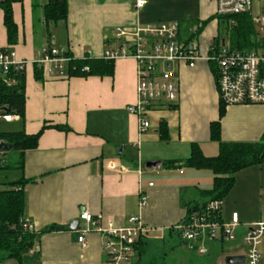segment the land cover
<instances>
[{
  "label": "crops",
  "instance_id": "obj_1",
  "mask_svg": "<svg viewBox=\"0 0 264 264\" xmlns=\"http://www.w3.org/2000/svg\"><path fill=\"white\" fill-rule=\"evenodd\" d=\"M43 1L22 0L13 5L18 34L15 45L8 43L0 10V47L13 49L16 60L25 62L26 96L24 117L0 120L14 126L12 131L2 132L36 135L47 128L37 148L26 152L23 164L18 158L11 165L15 174L5 182L26 181L24 218L34 232H45L31 254H40L39 264H104L100 234L91 230L86 244L78 242L80 231L91 228L79 219L87 210L95 217L103 216V225L111 222L118 228L128 226L130 217L140 216L150 229L144 240L149 235L168 239L166 243H172L173 249L185 246L190 252L208 256L210 264H227L228 257L246 258L247 232L264 222V164L239 172L235 187L219 206L223 224L230 223L233 214L239 217L234 240H207L203 243L206 253L199 254L181 239L167 236L170 228L184 221L183 205L199 201V192L213 187L214 175L208 170H168L163 166L188 159L192 144H198L206 157L219 154V144L210 139V125L219 118L220 99L209 64L174 66L178 101L173 107L149 112L151 127L142 134L138 118L128 112V106L136 102L134 59L114 61L111 77H68L52 65L38 64L40 51L49 46L66 50L75 59H102L106 50L122 45L115 38L116 29L133 30L156 23L176 22L182 38L188 39L196 33V24L207 22L192 39L205 52L217 37L211 28L218 23L212 19L216 1L146 0V5L136 10L135 0H67V22L49 26L42 18ZM36 66L41 70L39 80ZM161 121L168 126L167 141L160 139ZM263 136V105L227 107L221 120L223 142L253 143ZM155 162H161V167H146ZM141 192L148 197V205L142 209ZM76 220L79 225L72 231L69 225ZM61 226L68 229H56ZM52 227L54 231L49 230ZM259 251L264 264V237Z\"/></svg>",
  "mask_w": 264,
  "mask_h": 264
},
{
  "label": "built area",
  "instance_id": "obj_2",
  "mask_svg": "<svg viewBox=\"0 0 264 264\" xmlns=\"http://www.w3.org/2000/svg\"><path fill=\"white\" fill-rule=\"evenodd\" d=\"M216 16L229 17L251 14L256 2L260 5L264 0H215ZM146 0H135L134 8L142 9ZM1 13V11H0ZM259 21V20H258ZM264 27V18L260 21ZM115 38L121 42L118 48L106 50L107 60L132 58L136 62V102L128 106V112L138 118L139 132L145 133L151 123L147 115L160 107H173L179 98V86L174 66L184 64L194 68L198 62L215 64L216 86L220 101L230 106H264V37L258 40V48L252 51H234L221 42L216 45L210 43L204 52L199 45L186 38H182L179 24L156 23L146 27H136L133 30L118 28ZM41 66L52 65L54 70L64 75L70 56L66 50L52 46L44 47L40 51ZM25 62L16 60L13 49L0 47V76L8 86L17 84L13 77L23 74ZM88 70L87 68L85 69ZM52 71V70H51ZM53 73V71H52ZM19 116L0 113V120L12 122ZM0 145H4L0 141ZM152 186V184H150ZM148 205V197L141 192L139 207ZM79 219L91 228L80 231L78 242L86 244V235L91 230L101 235V248L105 257L104 264H133L135 259V245L141 237L145 238L150 229L145 226L140 216L128 219V226L118 228L109 222L103 225V216H93L85 210ZM239 225L237 214L232 215L230 223L218 224L205 214H195L184 220L174 229L180 233V239L192 251L205 254L203 243L207 240L224 238L234 240L235 230ZM23 228L34 232L33 226L26 222ZM247 232L246 264H261L259 247L264 237V222L254 224Z\"/></svg>",
  "mask_w": 264,
  "mask_h": 264
},
{
  "label": "trees",
  "instance_id": "obj_3",
  "mask_svg": "<svg viewBox=\"0 0 264 264\" xmlns=\"http://www.w3.org/2000/svg\"><path fill=\"white\" fill-rule=\"evenodd\" d=\"M22 0H0V10L3 12V23L7 30L8 43L15 45L18 41L17 26L13 20L12 7ZM42 18L46 26L51 24L66 23L68 19L67 0H44L41 4ZM219 24L227 22L229 24V38L234 51H252L258 48V36L254 28L251 14L218 17L213 16ZM196 24L197 31L188 40H192L202 32L206 25ZM180 26V24H179ZM216 45L222 42L217 36L213 41ZM70 62L65 73L68 77H111L114 74L115 62L113 60L93 59L88 56L75 59L71 54ZM212 74L216 80L215 64H210ZM88 69L87 71L85 69ZM35 76L41 78V70L35 67ZM13 77L17 84L8 86L5 79L0 76V113H7L19 116L21 119L25 114V78L24 74ZM217 88V86H216ZM218 92V90H217ZM227 106L221 101L219 104V118L210 125V139L219 144V154L216 157H206L198 144H192L190 157L184 161H168L163 166L168 170L195 169L208 170L214 175L213 187L210 190L199 192V201L183 205L186 211L185 219H190L195 214H205L210 220L222 224L219 206L230 194L236 184V175L248 168L262 166L264 164V136L260 141L253 143H226L221 139V120L226 114ZM36 135H27L25 132H2L0 131V141L17 153L19 164H23V159L27 151L36 149L38 141L44 130ZM65 130L64 127H57ZM159 135L162 141L169 139L168 126L165 121L160 122ZM0 150V170L7 169V163L2 158L8 153ZM26 181L21 180L15 183L0 184V264L8 261H15L17 264H39L40 254L32 253L38 243L42 233L29 232L23 228L26 223L24 218L26 199L24 185ZM57 230H67V227H57ZM47 232V231H46ZM148 233L146 234V237ZM168 238L180 239V233L174 228H170L167 233ZM145 237V238H146ZM145 238L141 237L135 245V259L133 264H157V260L146 263L148 244ZM167 244L168 239L162 240ZM180 242V241H179ZM161 264H165L164 261Z\"/></svg>",
  "mask_w": 264,
  "mask_h": 264
},
{
  "label": "rangeland",
  "instance_id": "obj_4",
  "mask_svg": "<svg viewBox=\"0 0 264 264\" xmlns=\"http://www.w3.org/2000/svg\"><path fill=\"white\" fill-rule=\"evenodd\" d=\"M263 18H264V1H262L260 5L258 4V2H256L252 10V19H253L255 31L258 36V40L264 37V27L260 22ZM211 26H212L211 28H213V30L216 31L217 36L220 38V41L222 42L226 41V44L232 49V45L228 34L230 30L229 24L225 21V22H221L220 24L219 23H216L214 25L212 24ZM12 127L14 126L7 125L6 123L0 121V131H6V130L12 131ZM2 159L5 163L8 164V166H11L18 160L17 153L15 151H11L8 153L7 157ZM13 172L14 171L10 168L1 169L0 183L11 181L13 175L15 174ZM210 174L212 173L210 172ZM156 237L149 235L148 240H146L148 244L147 256L145 258L146 263L152 261L153 258H156L157 264H161L163 261L165 264H210L207 263L206 261L208 256H200L198 254L190 252L189 250H187L185 246H180L173 249L172 243L164 244L162 242V239H158V237L157 238ZM218 239L219 236L217 237V240ZM5 264H17V263L15 261H9L6 262Z\"/></svg>",
  "mask_w": 264,
  "mask_h": 264
},
{
  "label": "water",
  "instance_id": "obj_5",
  "mask_svg": "<svg viewBox=\"0 0 264 264\" xmlns=\"http://www.w3.org/2000/svg\"><path fill=\"white\" fill-rule=\"evenodd\" d=\"M223 45H224V41L222 42ZM0 150H4L6 152H9L11 150L10 147L6 146V145H0ZM162 163L161 162H155V163H147L146 164V167L148 169H153V168H157V167H161ZM79 225V221L76 220L74 222H72L70 225H69V229L74 231L77 229ZM54 227L50 228L49 230L50 231H54ZM246 262V258L244 257H228L227 260H226V263L227 264H245Z\"/></svg>",
  "mask_w": 264,
  "mask_h": 264
}]
</instances>
